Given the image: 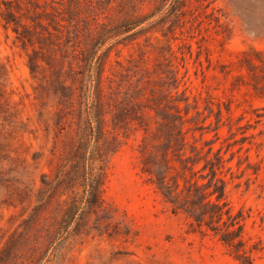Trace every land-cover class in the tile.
I'll list each match as a JSON object with an SVG mask.
<instances>
[{
	"label": "rangeland",
	"instance_id": "obj_1",
	"mask_svg": "<svg viewBox=\"0 0 264 264\" xmlns=\"http://www.w3.org/2000/svg\"><path fill=\"white\" fill-rule=\"evenodd\" d=\"M0 264H264V0H0Z\"/></svg>",
	"mask_w": 264,
	"mask_h": 264
},
{
	"label": "trees",
	"instance_id": "obj_2",
	"mask_svg": "<svg viewBox=\"0 0 264 264\" xmlns=\"http://www.w3.org/2000/svg\"><path fill=\"white\" fill-rule=\"evenodd\" d=\"M212 207L214 208L212 210V212H213L214 215H216V216L222 215V211H221V208H220V204H218V203L213 204Z\"/></svg>",
	"mask_w": 264,
	"mask_h": 264
}]
</instances>
